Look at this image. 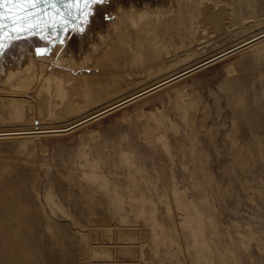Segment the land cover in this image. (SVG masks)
Here are the masks:
<instances>
[{"label":"rangeland","instance_id":"obj_1","mask_svg":"<svg viewBox=\"0 0 264 264\" xmlns=\"http://www.w3.org/2000/svg\"><path fill=\"white\" fill-rule=\"evenodd\" d=\"M91 12L49 55L32 42L4 62L0 130L66 126L264 33V0ZM27 133L0 135V264H264V36Z\"/></svg>","mask_w":264,"mask_h":264},{"label":"bare ground","instance_id":"obj_2","mask_svg":"<svg viewBox=\"0 0 264 264\" xmlns=\"http://www.w3.org/2000/svg\"><path fill=\"white\" fill-rule=\"evenodd\" d=\"M73 3H75V0H64L63 1L64 6H63V14L62 15H60L59 13L57 14L56 12H54L53 9H51L49 11L46 10V11L41 12V13H23V14H21V16H25L26 15L27 19L24 20V21L19 22L16 25V27L25 29L23 31L12 32L11 28L13 27V25H12L11 20H5L4 23L7 26L3 30H0V44L4 45L3 51L0 52V70H2V68L4 66V62L10 60L14 54H16L19 50L22 49L23 45H25L27 43H32V42L35 43L36 45H45V44H48L50 41L54 40L55 44L51 46V52H52V50L57 45L62 44V42H63L62 40L64 39V36L66 35V32L69 30V28H67L68 26L77 23L78 20H79L80 27H83V25H84V13L88 12V10L86 8L84 9L83 0H80L81 6L79 8H77V7H68V5H71ZM89 11L91 12V10H89ZM92 11H94V10H92ZM81 29H80V31H81ZM78 32L76 33L77 35H78ZM261 34H263V33H259V34L255 35V36H258V35H261ZM249 39H252V37L249 38ZM241 43H243V41L238 43V44H236V45H234V46H237V45H239ZM234 46H232V47H234ZM219 53H221V52H219ZM219 53H217V54H219ZM49 54H47V55H49ZM217 54H214L211 57H213V56H215ZM37 56H45V55H37ZM21 57H22V55L18 56L17 58H15L12 61H10V63H13L14 61H17ZM211 57H209L207 59H210ZM57 63H60L59 59L57 60ZM198 63H200V62H198ZM60 65H61V63H60ZM193 66L194 65H191L188 68H185V69H183V70H181L179 72H176V73H174V74H172V75H170L168 77H165L162 80L151 84L150 86H153V85H155L157 83L166 81L167 79H169V78L177 75L178 73H180V72H182L184 70H187V69H189V68H191ZM74 69H79V68H74ZM73 73H76V72H73ZM150 86H147V87L143 88L140 91H143L144 89H147ZM140 91H138V92H140ZM138 92L130 94V95H128V96H126V97L114 102V103H111V104H109V105H107V106H105V107H103L101 109H98L95 112H93V113H91V114H89V115H87V116H85V117H83V118H81V119H79V120H77L75 122H72V123H70V124H68L66 126H63V127L42 128L41 126H39L37 124L38 122H35V124H33V126L30 127V128L0 130V135L17 136V134H23V133L29 132V134L27 133V136H28V135L31 134L30 132L37 133V132H49V131L50 132H52V131L53 132L62 131L63 129H66V128L70 127L71 125H73L75 123H78V122L88 118L91 115H94L96 113H99V112L109 108L113 104L121 102V101H123V100H125L127 98L133 97ZM33 135H35V134H33Z\"/></svg>","mask_w":264,"mask_h":264},{"label":"water","instance_id":"obj_3","mask_svg":"<svg viewBox=\"0 0 264 264\" xmlns=\"http://www.w3.org/2000/svg\"><path fill=\"white\" fill-rule=\"evenodd\" d=\"M63 1L64 0H35L36 7L27 9L26 13H41V12H44L46 10L49 11V10L53 9L54 12H56L57 14L59 13L60 15H62L63 14V6H64ZM53 5H55V7H53ZM93 5L94 4H92L90 8L84 7V9L86 8L88 10V12L91 13L89 10H91ZM4 11H5V13H8L9 12L8 7H6L4 9ZM23 13H25V12H20V15L23 14ZM84 24H85V22H84ZM74 27H80L79 20H78L77 23L72 24V25L68 26L67 28H69V30H70V29H72ZM81 28L82 27H80V29ZM263 36H264V33L254 37L252 39L246 40L245 42H243V43H241V44H239L237 46L229 48V49H227V50H225V51H223V52L211 57L210 59L202 61V62L194 65L193 67L178 73L177 75L167 79L166 81H163V82L157 83V84H155L153 86H150L147 89H144L143 91L138 92L133 97L127 98V99H125V100H123L121 102L113 104L109 108H107V109H105V110H103V111H101L99 113H96L94 115H91L88 118H86V119H84V120H82V121H80L78 123H75V124L71 125L70 127L66 128V129H63V130L61 129L62 131H57V132H66V131L72 130V129H74V128H76V127H78V126H80V125H82V124H84V123H86L88 121H91V120H93V119H95V118H97V117H99L101 115H104V114L116 109L117 107H120V106H122V105H124V104H126V103H128V102H130L132 100H134V99H137L140 96H142V95H144V94H146V93H148V92H150L152 90H155V89H157V88H159V87H161V86H163V85H165V84H167V83H169V82H171V81H173V80H175V79H177V78H179L181 76H184V75H186V74H188V73H190V72H192V71H194V70H196V69H198V68H200V67H202V66H204L206 64H209V63H211V62H213V61H215V60H217V59H219V58L231 53L232 51H234V50H236L238 48L244 47L247 44H249L250 42H253L256 39H259V38H261ZM62 41H63L62 42V44H63L64 41H65V36H64V39ZM54 44H55V41L52 40L48 44H45V45H35L33 47V52H34L35 55H47V54H49L51 52V46L54 45ZM38 50L40 51L41 54H38Z\"/></svg>","mask_w":264,"mask_h":264},{"label":"snow or ice","instance_id":"obj_4","mask_svg":"<svg viewBox=\"0 0 264 264\" xmlns=\"http://www.w3.org/2000/svg\"><path fill=\"white\" fill-rule=\"evenodd\" d=\"M106 0H83V6L90 8L92 4H103ZM81 6L80 0H75V3L68 5V7H77ZM8 7L9 12L5 13L4 9ZM35 0H0V30H3L7 25L4 23L5 20H11L13 27L11 28L12 32H19L25 29L18 28L16 25L27 19V16H21L20 12H27L29 8H35ZM55 7V5H53ZM89 13H84V22H87V17ZM83 31V29H81ZM62 42V41H61ZM4 49V45L0 44V52ZM38 54H41L38 50Z\"/></svg>","mask_w":264,"mask_h":264}]
</instances>
